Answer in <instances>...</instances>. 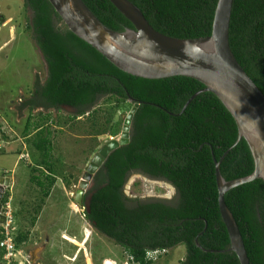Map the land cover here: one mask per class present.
<instances>
[{
  "label": "trees",
  "instance_id": "16d2710c",
  "mask_svg": "<svg viewBox=\"0 0 264 264\" xmlns=\"http://www.w3.org/2000/svg\"><path fill=\"white\" fill-rule=\"evenodd\" d=\"M81 1L108 28L133 29L109 0ZM128 1L157 32L194 39L210 35L218 0ZM23 5L30 11L28 28L47 68L45 81L34 90L38 99L24 103L30 112L23 129L36 153L32 170L39 171L30 179L44 190L43 196L57 181V159H53V129L47 124L51 115L44 111L34 115L33 108L72 107L77 114L68 118L86 116L93 136L107 132L116 137L119 128L111 123L112 115L139 103L128 143L112 151L93 175V193L83 216L99 234L122 247L133 264H152L147 252L178 245L185 247L179 264H240L228 250L213 157L219 161L223 156L219 172L226 181L250 175L254 162L245 139L236 143L237 125L221 101L213 93L200 92L185 106L204 88L202 83L184 76L145 79L127 74L70 32L47 0H23ZM229 45L264 95V0H233ZM100 97L113 100L102 120L96 105ZM67 120L59 117L55 123L65 125ZM132 172L169 184L174 196L165 200L126 196L123 187ZM71 185L73 181H67L66 186ZM224 201L237 223L249 264H264V181L238 185L224 194ZM35 222L32 217L30 225ZM15 233L16 247L24 245L28 231Z\"/></svg>",
  "mask_w": 264,
  "mask_h": 264
},
{
  "label": "rangeland",
  "instance_id": "374dc122",
  "mask_svg": "<svg viewBox=\"0 0 264 264\" xmlns=\"http://www.w3.org/2000/svg\"><path fill=\"white\" fill-rule=\"evenodd\" d=\"M0 17V173L10 177L6 193L11 199L14 229L28 231L26 243L10 264H133L122 247L91 226L83 216L84 208L74 201L92 158L111 138L120 136L131 108L112 115L111 123L119 128L116 137L107 132L93 136L86 116L68 118L76 111L41 109L51 115L47 124L53 129V159H57V181L44 197V190L30 179L32 175L38 176L39 171L32 170L37 158L27 142L30 137H24L29 110L22 105L31 97L36 78L44 79L46 64L35 48L28 28L30 11L23 0H0ZM112 101L111 97L97 100L100 120L103 111L110 110ZM38 111L32 113L36 115ZM59 117L68 119L67 123L56 125ZM66 180L74 185L68 188ZM93 186L92 176L85 193L91 192ZM123 188L126 196L141 200L171 199L175 193L169 184L135 172L129 174ZM32 217H36L34 225H30ZM184 255V245H178L152 264H179Z\"/></svg>",
  "mask_w": 264,
  "mask_h": 264
},
{
  "label": "water",
  "instance_id": "95a60500",
  "mask_svg": "<svg viewBox=\"0 0 264 264\" xmlns=\"http://www.w3.org/2000/svg\"><path fill=\"white\" fill-rule=\"evenodd\" d=\"M47 1L70 32L121 71L145 79L174 76L195 79L204 88L196 92L185 106L198 93L210 92L230 112L238 129L236 143L245 139L253 157L254 169L246 177L226 181L219 172L223 156L219 161L213 157L218 210L229 237L228 250L235 253L240 264H249L240 231L224 201V194L256 179L264 181V95L239 65L229 45L233 0H218L210 35L194 39L173 38L157 32L140 9L128 0H109L133 26V29L126 28L124 31H114L102 24L81 0ZM138 106L136 102L132 105L120 136L97 151L84 173L74 195L75 203L84 209H89L90 197H83L88 181L112 151L128 143L131 120ZM62 108L75 111L69 106ZM9 182L10 178L0 179V196ZM4 222V216L0 215V224ZM196 245L199 247L197 242Z\"/></svg>",
  "mask_w": 264,
  "mask_h": 264
},
{
  "label": "built area",
  "instance_id": "2783aa9c",
  "mask_svg": "<svg viewBox=\"0 0 264 264\" xmlns=\"http://www.w3.org/2000/svg\"><path fill=\"white\" fill-rule=\"evenodd\" d=\"M12 213L11 199L10 197H6L2 205V214L4 215L5 222L0 224V251L2 252L0 259L2 262H6V264L15 262L20 250V247H16L14 242L15 229ZM163 252L159 250L151 251L147 253V259L156 260L158 255Z\"/></svg>",
  "mask_w": 264,
  "mask_h": 264
},
{
  "label": "flooded vegetation",
  "instance_id": "af4514ba",
  "mask_svg": "<svg viewBox=\"0 0 264 264\" xmlns=\"http://www.w3.org/2000/svg\"><path fill=\"white\" fill-rule=\"evenodd\" d=\"M2 17H0V19H1ZM30 18V17H29ZM35 48H36V50L38 51V53H39V56H42V54H41V52H40V50H39V48L37 47V46H35ZM42 58H43V56H42ZM46 77H47V68H46V75H45V77H44V79H40V78H36V81H35V85H34V90H36V89H38L39 88V86L41 85V84H43V82L45 81V79H46ZM37 93H34V91H33V93H32V95H31V97L32 98H34L35 99V101L38 99L37 98V95H36ZM30 97V98H31ZM26 102V100L24 101V103ZM24 103H23V105L22 106H25V107H28L27 105H24ZM37 109H39V111H41V107H35V108H33L32 109V112H33V110H37ZM49 109H56V108H49ZM29 110V109H28ZM29 112H30V110H29ZM10 178L8 175H1V173H0V179H3V178ZM93 178H94V176H93ZM9 185H10V182H9ZM9 185H8V187H9ZM8 187H5L4 188V190L2 191V193H1V196H0V215H3L2 214V205H3V203H4V200H5V198L7 197V188ZM92 193H93V191H91V192H89V193H85L84 194V198L86 197V196H89L90 197V200H91V196H92ZM124 193V192H123ZM89 203H90V201H89ZM0 264H3L2 263V261H0Z\"/></svg>",
  "mask_w": 264,
  "mask_h": 264
},
{
  "label": "clouds",
  "instance_id": "9594fccd",
  "mask_svg": "<svg viewBox=\"0 0 264 264\" xmlns=\"http://www.w3.org/2000/svg\"><path fill=\"white\" fill-rule=\"evenodd\" d=\"M116 138H117V137H116ZM111 139H115V138H111ZM111 139H110V140H111ZM110 140H109V141H110ZM3 216H4V215H3ZM13 224H14V222H13ZM14 228H15V227H14ZM16 231H17V229H15V232H16ZM15 235H16V233H15ZM20 248H21V246H20ZM156 250H159V249H156ZM154 251H155V250H154ZM159 251H164L163 253L167 252V250H159ZM150 252H151V251H150ZM147 253H149V252H147ZM161 254H162V253H160L158 256H161ZM146 255H147V254H146ZM156 259H157V258H156ZM0 261H1V259H0ZM152 261H154V260H152Z\"/></svg>",
  "mask_w": 264,
  "mask_h": 264
}]
</instances>
